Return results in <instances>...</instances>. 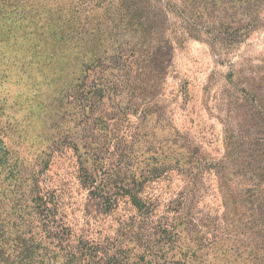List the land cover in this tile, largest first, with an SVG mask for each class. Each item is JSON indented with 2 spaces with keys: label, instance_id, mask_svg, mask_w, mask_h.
I'll use <instances>...</instances> for the list:
<instances>
[{
  "label": "rangeland",
  "instance_id": "374dc122",
  "mask_svg": "<svg viewBox=\"0 0 264 264\" xmlns=\"http://www.w3.org/2000/svg\"><path fill=\"white\" fill-rule=\"evenodd\" d=\"M5 1L41 21L61 7L78 44L27 63L33 19L0 18L1 264H89L91 244L130 264H264V0H217L225 28L198 32L177 0H85L81 22L73 0ZM133 179L151 213L119 190Z\"/></svg>",
  "mask_w": 264,
  "mask_h": 264
},
{
  "label": "trees",
  "instance_id": "16d2710c",
  "mask_svg": "<svg viewBox=\"0 0 264 264\" xmlns=\"http://www.w3.org/2000/svg\"><path fill=\"white\" fill-rule=\"evenodd\" d=\"M74 3L76 4L77 8L79 9V21H85V8L87 6V3L85 2V0H73ZM104 2L103 0H91V2ZM179 2L184 3L185 5L189 6V9L191 11L192 14V19L195 20V24L192 25V30L194 32H198L197 30V26H196V22L199 19H204V17H208L210 21H214V26H219L221 28H225L226 26V22L224 20L225 17L223 16H216L215 12L218 13L219 11L216 9L217 8V0H177ZM2 2H4V4H8L9 6H5L2 4ZM0 3V18L4 19L5 21H10V20H16L18 19L16 17V15H25L20 17L21 19L27 21L29 20L28 18L31 17L33 19V23L30 22L29 24L32 25V27L34 28V31L32 34H34V43L35 45H37L38 47V51H37V56L33 57V59H30L29 61H27V63L29 62L30 64H37V65H41V66H55L56 64L62 62L63 59V55L66 53V49L69 47H77L78 42L76 41V37L78 35V33L76 32V24H78V21L75 18V22L76 24H72L70 22V19H66L64 20V17H62V15H60V13H62L61 7L56 8V10H51L54 6H49L48 3H45L47 6V8L50 10L48 11V13H50L51 11V15H48V17L46 18L47 20L45 21H41V19L38 20L37 15H35L33 12H30L29 10H27V12H25L24 10H21L20 7L18 6V4H13L11 6V4H9V2H6L5 0L2 1ZM233 1L228 2V0H225L223 3V8L224 10H222L225 14L227 13L226 9L228 7L229 4H231ZM210 5V8L208 7ZM60 8V9H59ZM87 10V8H86ZM127 17H130V19H138L140 22L143 18L142 15L138 14V9L135 10H129L127 9ZM29 12V13H28ZM75 11L70 12L71 15L73 13H75ZM27 15H26V14ZM78 13V12H77ZM1 14H5V15H1ZM14 14V15H12ZM247 16L249 18H251V20L253 21L254 16L253 14L248 13ZM5 21H0V24L6 25ZM251 21V22H252ZM11 23L14 24L15 27H20L22 29V27L18 24H15L16 22L14 21H10ZM5 23V24H4ZM25 27V26H24ZM26 29H28L29 31L30 28L29 27H25ZM79 28H81L79 26ZM84 29V28H83ZM80 29V30H83ZM228 29H233L234 32L236 34H238L239 32H241L240 29H234V28H226V30ZM191 35L196 37L195 34H193V32H191ZM242 37V36H241ZM254 178L259 179V181H262V176H253ZM146 182V180H145ZM144 182V183H145ZM0 186H3V183L0 182ZM142 186V184H139V182L136 179H133L132 182L127 183L125 186H123V188H119V190L122 191V195H127L130 197V201L131 203L141 212L144 214H148L151 213V208L150 205L148 206V204L142 200H140L139 198V193L135 192V190ZM119 196L121 194H118ZM111 196L115 197V199H117V195H112ZM105 197V200L107 199V201L109 200V198H106L107 196H103ZM251 195L249 196V199H251ZM232 198H234V196L232 195ZM183 204L182 202L177 204V207L172 206L171 210H180V208H183ZM187 216V214H185ZM180 218H187L184 217L182 215H179ZM237 214H236V210H234L233 213V218H236ZM253 218V224H259L260 220L258 219V217L255 214H252L251 216ZM233 218H231V221L233 220ZM149 221L148 220H144L143 219V224H141V228L148 224ZM127 225V224H126ZM125 225V226H126ZM127 227H131V226H127ZM171 224L167 223L166 224V228L163 231H157V237L158 235H160L161 237H164V239L169 238L172 239L175 237V227H173L172 229ZM63 237V236H62ZM228 237V236H225ZM64 239V238H61ZM143 239V238H142ZM163 238H150V239H143V241H140V238L138 236V241H140L144 246V250L146 252H152L153 248L156 247V245L158 243H160V240H164ZM210 248H207V244H199V251H201V253H203L205 250H209ZM81 252L79 251V254H81L84 257L89 256V264H130L129 258L127 256V252L125 250L119 249L116 250L115 252L110 251L108 248H101L99 245L96 244H91L88 247L84 248L81 247ZM2 253V250L0 248V255ZM87 253V254H85ZM216 253V252H215ZM207 256H210L209 253H204ZM76 255L75 254H70V259L71 261H75L76 260ZM212 259H210V264H212ZM2 258L0 257V264L2 263ZM144 260H141V264L143 263ZM221 261L222 264H231V261L228 259L227 255L221 254ZM201 262V261H200Z\"/></svg>",
  "mask_w": 264,
  "mask_h": 264
}]
</instances>
